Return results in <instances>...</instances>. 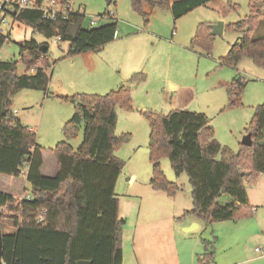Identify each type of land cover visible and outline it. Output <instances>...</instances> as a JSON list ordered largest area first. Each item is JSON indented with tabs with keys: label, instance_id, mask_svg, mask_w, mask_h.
I'll return each instance as SVG.
<instances>
[{
	"label": "trees",
	"instance_id": "trees-1",
	"mask_svg": "<svg viewBox=\"0 0 264 264\" xmlns=\"http://www.w3.org/2000/svg\"><path fill=\"white\" fill-rule=\"evenodd\" d=\"M214 0H130L131 8L148 24L154 10L170 11L178 21ZM116 0H108V6ZM250 14L242 21L225 26V32L240 35L222 66L236 67L244 58L264 70V39L253 35L264 21V0L250 1ZM234 9V7H233ZM103 14L101 16H104ZM99 16V17H101ZM16 22L47 39L69 43L66 57L100 52L116 40L118 23L91 27L85 15L73 14L56 22L43 19L42 13L26 11ZM208 24L198 26L191 48L212 53L215 36ZM0 29V50L10 40ZM48 44L35 39L19 44V58L26 72L20 74V62L0 61V174L20 178L27 168L26 180L31 189L19 200L0 192V219L12 223L14 231L3 233L5 264H123V228L116 186L125 163L116 152L130 142L131 135L117 137V110H134L132 88L122 86L104 96L77 94L57 96L74 106V114L62 130L64 140L52 150L57 159L55 177L41 173L44 165L37 136L24 127L12 113V98L24 90L42 91L48 97L52 68ZM40 63V66H38ZM35 74L30 75L32 69ZM145 80L135 74L130 82ZM236 80H233L234 83ZM231 83V84H232ZM245 84L242 85V88ZM230 105L236 104L231 94ZM150 123L149 161L151 186L156 192L175 197L181 187L166 179L162 161L169 159L177 176L186 174L193 208L184 217H193L207 226L237 222L252 216L245 181L254 183L264 175V104L255 109L245 132L253 145H241L238 153L216 140L214 128L203 113L174 110L169 115L143 112ZM82 134V143L74 149L70 142ZM263 143V144H262ZM222 197L228 198L221 204ZM45 213L43 221L40 217ZM215 239V238H214ZM200 264L215 262L214 242L204 240Z\"/></svg>",
	"mask_w": 264,
	"mask_h": 264
},
{
	"label": "rangeland",
	"instance_id": "rangeland-1",
	"mask_svg": "<svg viewBox=\"0 0 264 264\" xmlns=\"http://www.w3.org/2000/svg\"><path fill=\"white\" fill-rule=\"evenodd\" d=\"M250 1L214 0L178 21L173 19L170 11L157 9L153 11L148 24H145V19L132 10L130 0H116V5L111 7L108 6V0H77L75 6L85 9L84 15L88 22L103 14L114 13V20L100 22L102 25L118 23V34L114 42L100 52L66 57L69 43L59 42L57 38L47 39L23 25L13 24L9 19V24H13L12 30L3 27L2 31L0 28L3 34H11L10 40L0 50V61L20 62L19 72L24 74L27 70L21 65L19 44L33 38L39 43L48 44L49 47L48 56L53 65L47 70L51 94H55L56 90L65 89L69 97L77 94L104 96L112 90L131 85L134 110H117L118 124L115 132L117 137L130 134L131 138L130 142L116 152V156L125 163L126 170L136 171L139 178L147 182L145 187H151L149 183L152 167L148 148L151 129L143 112L154 111L164 116L174 110L203 113L215 130L216 140L232 152L240 151L247 135L245 130L252 121L255 109L264 104V70L257 67L251 59L244 58L238 64L240 75L236 78V69L221 65L219 58L225 57L231 46L239 41V34L224 32L216 36L210 55L199 49H192L191 40L202 23L209 26L223 23L226 26L242 21L250 14ZM253 38H264V21L255 31ZM135 74H144L145 80L131 83L130 80ZM237 79H243L245 85L240 89V95L234 96L236 104L231 106L229 87L232 80ZM172 85L177 88V93H173L176 90L172 89ZM45 96L42 91L24 90L12 98L11 111L18 119H23L25 126L34 130L38 144L47 152V168H52L55 158L52 150L64 140L62 130L73 117L74 106L57 98L58 95L49 98ZM81 143L82 134L77 140L71 141L70 145L77 149ZM162 168L166 179L179 185L181 191L177 198L158 192L163 199L159 200L168 199L170 212L174 207L176 210H192L193 202L187 175L177 176L167 158L162 161ZM0 177L5 175L0 174ZM3 182L4 185L0 188L5 192L14 193L17 190L19 193L20 184L30 188L24 177L18 178V184L14 186L5 179ZM143 184L144 181L133 188V191L142 193L139 198L128 199L123 198L116 186L117 198L122 201L121 218H129L132 227L138 218L143 222L148 220L153 215L152 210L155 215L164 212V209L161 211L160 208L161 202L152 199L148 194L155 193L153 188L145 190ZM245 187L251 206L258 207V213L253 216L258 215L262 219L259 237L248 240L255 232L253 227L240 231L241 226H234V222L207 226L197 220L201 228L195 230L193 225H190L187 229L195 230L191 232L178 229L180 226L177 224L164 223L161 238L163 242L166 238L169 240L171 250L169 254L157 257L156 263L200 264L198 259L204 252V240L214 242L213 264L216 261H219V264H230L241 257L242 250L254 254L256 247H264V176L261 175L254 183L245 181ZM23 196L24 193L17 199ZM220 202L226 204L228 198L222 197ZM177 221L182 222L181 219ZM12 227L10 221L0 219L1 232L14 231Z\"/></svg>",
	"mask_w": 264,
	"mask_h": 264
},
{
	"label": "crops",
	"instance_id": "crops-1",
	"mask_svg": "<svg viewBox=\"0 0 264 264\" xmlns=\"http://www.w3.org/2000/svg\"><path fill=\"white\" fill-rule=\"evenodd\" d=\"M149 14V18L151 17L152 13L151 11H146ZM148 18V20H149ZM224 32H225V25H224ZM224 34V33H223ZM259 39H264V38H258L255 40H259ZM49 51V48H48ZM88 54V53H87ZM224 57L219 58V62H221V59ZM49 59V56H48ZM50 61V60H49ZM51 63V61H50ZM52 64V63H51ZM237 67H233L234 69H236V71H238V75L236 76V78H239V69L237 70ZM54 70V69H53ZM35 74V71L30 73V75ZM233 81V80H232ZM125 85V84H122ZM74 86V84H73ZM172 89H177L176 87H174L172 85ZM49 94H51L50 92H48ZM173 93H177V90ZM54 94V93H53ZM64 95V97H67L68 95V91L67 90H56L54 95ZM45 98H49L47 95L45 96ZM17 118V117H16ZM18 119V118H17ZM22 125L28 129H30V131L34 130L32 128H29V126H25V122L23 121L22 118L18 119ZM211 125V122H210ZM38 144V142H37ZM39 145V144H38ZM40 146V145H39ZM42 148V154H43V158H44V165L41 168V173L43 176L45 177H55L57 174V159L56 156H54V161H53V167L52 168H47V152L45 150V148H43L42 146H40ZM51 152V151H50ZM125 170V171H124ZM124 172H122V175L120 176L117 186L118 189L120 191V193L123 195L124 199H128V198H139L138 196L140 194H142L140 191L136 192L133 191L134 186H136L137 184L141 185V183H143L144 181V186L143 189H150L151 186V178H150V186L148 187L145 185H147V182L145 180H142V178H139L140 176L138 175V173L136 171L133 170H126V168H124ZM264 176V175H262ZM23 177V176H21ZM25 178V177H24ZM5 179V181H9L11 182V185L14 186L18 183L17 179L18 178H13V177H9V176H5V177H0V187L1 185H4L3 180ZM26 179V178H25ZM29 184V183H28ZM20 189H19V193H17V190H15L14 193L12 192H5L4 189L0 188V192L6 193L8 195L13 196L14 198H17L18 196H20L22 193L25 192V190H30L31 187L28 189L26 187L23 186V184H20ZM117 188V187H116ZM155 193H149L150 196L152 197V199H157V201L161 202L162 206L160 207L164 212L161 214H154L150 216L148 218V220H145V222L140 221L139 218L136 220L134 227L131 226V222L129 218H121V207H122V201L121 199H119L120 201V218L122 220L126 221V225L123 228V232H124V239H123V249H124V263L123 264H157L156 260L157 257H162L163 255H167L169 254V251L171 250L169 248V240L166 238V240L163 242L162 238H161V232H163L162 229V225L164 223H170V224H177V226L179 225L180 227H178V229H183L184 231H195V230H199L201 228V224L199 221L195 220L193 217H184V214L187 211H191V210H187V208H184L182 210H176V207L173 208V211L170 212L169 211V201L167 199V201H161L163 200L162 197H160L161 193H158L156 191H154ZM116 193H117V189H116ZM134 193V194H133ZM152 194V195H151ZM117 195V194H116ZM167 198V197H166ZM177 198V195L174 197ZM161 199V200H159ZM134 199H132L133 201ZM264 200V198H263ZM165 202V203H164ZM263 205V204H260ZM155 206L153 205L152 208H154ZM249 207L253 208H257V206H251L250 200H249ZM148 211H150V209H148ZM258 213V210L256 212V214ZM181 219L182 222H178L177 220ZM261 217L257 216H252L249 218H246L244 220H240L237 222H234V226H241L239 227L240 231H244L246 228L249 227H253V231L255 230L254 233L251 234V236H249L248 240H252L255 237H259L260 236V229H261V225H262V221H261ZM239 224V225H238ZM190 225H193V228L195 230H188L187 227H189ZM129 228V229H128ZM12 229H14L12 227ZM250 229V228H249ZM173 230L175 231V227L173 228ZM12 232V230L10 231ZM8 232V233H10ZM166 236L170 239V236L167 235V233H165ZM174 236H172L173 238ZM127 245H128V252H127ZM264 248V247H262ZM260 248V249H262ZM256 249H258L257 247L254 249V254H250L247 253L245 251H241V257L237 258L236 262H232L230 264H264V256L260 253H258L256 251ZM217 260V259H216ZM215 264H219V261H216ZM227 264V262H226Z\"/></svg>",
	"mask_w": 264,
	"mask_h": 264
},
{
	"label": "built area",
	"instance_id": "built-area-1",
	"mask_svg": "<svg viewBox=\"0 0 264 264\" xmlns=\"http://www.w3.org/2000/svg\"><path fill=\"white\" fill-rule=\"evenodd\" d=\"M77 0H0V28L3 31V27H7L10 31L12 26L16 22L17 17L26 11H35L42 13L43 19L56 22L59 19L66 20L73 14L84 15L85 9L78 7L76 8L75 3ZM114 13H108L104 16L94 18L90 20L91 27H97L102 21L114 20ZM9 19L12 20L13 24H9ZM5 35V34H4ZM59 41V39H58ZM40 66V63H38ZM36 69H32L30 73L34 72ZM244 80H236L230 85V91L233 96L240 95V89ZM27 168L22 171V176L26 178ZM27 199L29 196H23L19 200ZM257 208H251V213L255 214ZM45 213L40 217V222L43 221ZM256 251L264 256V248L256 249ZM5 264V263H4Z\"/></svg>",
	"mask_w": 264,
	"mask_h": 264
},
{
	"label": "water",
	"instance_id": "water-1",
	"mask_svg": "<svg viewBox=\"0 0 264 264\" xmlns=\"http://www.w3.org/2000/svg\"><path fill=\"white\" fill-rule=\"evenodd\" d=\"M211 29H212L211 34L213 36L216 37V36L222 35L224 33V24L219 23L217 25L211 26ZM242 145L247 146V147H252L253 141H252L251 135H246L244 137ZM188 230H192V229H188ZM2 256H3V235H2V232L0 231V264H4ZM79 264H90V263L79 262Z\"/></svg>",
	"mask_w": 264,
	"mask_h": 264
}]
</instances>
